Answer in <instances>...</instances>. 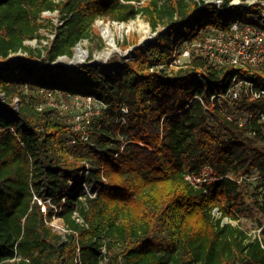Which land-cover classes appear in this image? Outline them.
<instances>
[{"label":"trees","instance_id":"trees-1","mask_svg":"<svg viewBox=\"0 0 264 264\" xmlns=\"http://www.w3.org/2000/svg\"><path fill=\"white\" fill-rule=\"evenodd\" d=\"M228 1L0 0V264H264V226L253 237L238 224L253 216L246 182L264 189V69L204 54L173 63L200 31L264 27L259 4ZM136 16L168 31L115 71L54 64L97 19ZM43 29L54 33L44 56L26 44ZM36 88L101 105L76 129L38 106Z\"/></svg>","mask_w":264,"mask_h":264},{"label":"rangeland","instance_id":"rangeland-1","mask_svg":"<svg viewBox=\"0 0 264 264\" xmlns=\"http://www.w3.org/2000/svg\"><path fill=\"white\" fill-rule=\"evenodd\" d=\"M207 4H215L218 7L222 4L223 0H203ZM143 2L139 3L142 4ZM255 4H259L261 6L260 15L263 11L264 6V0H229L228 6H252ZM44 19H48L52 22L54 25H60V15L57 12L54 13H44L42 15ZM108 25L111 33L114 37L115 42V50L111 54V56L107 59L100 57V55L106 51L107 45H106V39L103 36V26ZM118 24H124L125 26H129L130 29L127 31H124V33H120L117 30ZM168 31V28H159L158 31H152L148 25V23L141 17L136 16L133 20L127 22V23H118L113 22L110 20H104V19H97L93 24V34L89 39H85L80 41L74 48H73V54L71 57H59L54 64H61L66 67H72L74 65H82V64H93L96 63L97 66L100 68V70L105 72H113L118 67L122 60H127L132 57L133 55V48L139 47L144 45L147 41H154L155 36L157 33H165ZM215 33V30L210 29L207 32L200 31L199 36H201V47H192L193 43H188L186 41H180V43L175 47L174 54H178L176 59L173 61L174 64H182L187 61H189L191 55L196 54H204L208 55V57L213 58V56L219 57L221 59L220 55L223 53L225 54V49L231 50L230 52L233 54H236V48L240 45V42L244 39L243 36H233L234 38L229 40L226 38L224 41L221 40L215 41V44H212V41H209L208 39L204 40V36L207 34ZM206 33V34H205ZM205 34V35H204ZM40 35L44 36L45 39H33L26 42L27 45L32 46L35 49H41L43 56L45 55V50L43 49L44 46H47L50 41L54 38V33L50 31V29H43L40 31ZM126 42H132L133 40H136V45L122 48L121 45H124ZM231 42V45L228 43ZM231 46V49L229 48ZM76 47H79L81 51L83 52V58L80 61H75V49ZM196 49V50H195ZM74 60V62H73ZM223 61V60H222ZM38 65H45V63H42L41 61H37ZM47 90L36 88L31 94L38 96L39 104L38 106L40 108L48 107L51 103L61 104L65 103L71 108L72 101L66 100L65 96L60 91H53L52 95L49 97L46 93ZM15 102V99H14ZM81 105V103H80ZM98 106L93 105L91 107L92 113L98 111ZM57 116L58 118L63 122H73V116H74V110L64 111L56 108ZM79 115L84 116L86 109L83 110L82 108H79L77 110ZM76 113V112H75ZM87 115V117L89 116ZM246 183H248L247 190L250 194H254L253 197L246 199V203L250 205V207L253 209V216L252 217H242L239 219L238 224L246 230L249 234H257L259 232V226H264V189L263 188H256L257 186V179L252 177L250 178ZM87 192V190H85ZM262 207V210L260 209ZM45 208L42 206V209ZM214 217L216 218L218 216V212H213ZM223 222H229L228 220L224 219ZM232 224H236V222H232ZM54 231L64 234L65 229L63 225L61 224V221L57 218L50 221L49 224Z\"/></svg>","mask_w":264,"mask_h":264},{"label":"built area","instance_id":"built-area-1","mask_svg":"<svg viewBox=\"0 0 264 264\" xmlns=\"http://www.w3.org/2000/svg\"><path fill=\"white\" fill-rule=\"evenodd\" d=\"M259 18L261 22H264V6H263V11L261 12V15H259ZM215 31H216L215 33L213 32L207 35H205L206 34L205 33L204 40L208 39L209 41H212V44H215V41L220 42L221 40L223 39L225 40L226 38L229 41L234 38L233 36H243L244 39L240 42V45L238 46V48H236V51H235L236 54L231 53L230 52L231 50L229 49H225V52H224L225 54L222 53L220 55L221 59H219V57L215 55L213 56L212 59L214 61H216L218 64L227 63V64L238 65V66H243L245 64H248L252 67L261 66L264 69V27H253L250 25H244L240 22H234L232 23L229 31H221V30H215ZM199 40L202 41L203 39L202 40L199 39ZM199 40L194 42L192 47L197 46L200 48L201 42ZM228 44L231 45V42H229ZM229 48L231 49V46ZM24 55L25 54L18 52L16 54H11L8 59L13 60L17 57H22ZM250 79H251V76H246L244 79L245 81L243 82L242 80L238 78H233V87L231 90V94L233 98H236L238 96L242 83L251 87V84L249 83ZM46 93H47L46 95L50 97L53 91H47ZM260 94L264 96V88H262V90L260 91ZM65 99L72 101L71 108H69V106L65 103H61V104L51 103L49 105L50 107H53L54 109L58 108L64 111L74 110L76 113L74 112L73 123L75 124L76 129H79L80 127H82L81 120H88V117L90 116L89 114L92 113L91 107L93 105L98 106V107L101 105L100 102H97L91 96L66 95ZM82 107H83V110L86 109L84 116L79 115V113L77 112V110H79V108H82ZM14 108L15 110H17V100L16 99H15ZM126 112H127L126 109L123 108L122 113L124 114ZM87 115L89 116L87 117ZM262 119L264 120V115L262 116ZM121 121L123 122V118H121ZM84 140H86V138H84ZM193 180L196 183L200 182V179H197V178H194ZM202 181H205V179H203ZM86 193L89 194L88 191ZM42 211L45 212V208H43ZM55 218L57 217L53 216L51 220H54ZM260 231H261V228H259V232L257 234H253V235L251 233L250 234L248 233V234L255 237V235H259Z\"/></svg>","mask_w":264,"mask_h":264},{"label":"bare ground","instance_id":"bare-ground-1","mask_svg":"<svg viewBox=\"0 0 264 264\" xmlns=\"http://www.w3.org/2000/svg\"><path fill=\"white\" fill-rule=\"evenodd\" d=\"M128 29H130L129 26H125L124 24H118L117 25V30L120 33H124V31H127ZM103 36L106 39V45H107V49L105 52H103L100 57H103L105 59L109 58L111 56V54L114 52L115 50V42H114V37L113 34L111 33V30L109 28V26L106 24L103 26ZM83 58V52L81 51V49L79 47H76L75 49V61H80ZM73 60V62H74Z\"/></svg>","mask_w":264,"mask_h":264},{"label":"water","instance_id":"water-1","mask_svg":"<svg viewBox=\"0 0 264 264\" xmlns=\"http://www.w3.org/2000/svg\"><path fill=\"white\" fill-rule=\"evenodd\" d=\"M92 65H97L96 63H93Z\"/></svg>","mask_w":264,"mask_h":264}]
</instances>
